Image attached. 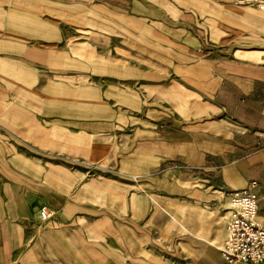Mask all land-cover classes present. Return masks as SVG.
Returning a JSON list of instances; mask_svg holds the SVG:
<instances>
[{
  "label": "crops",
  "instance_id": "obj_1",
  "mask_svg": "<svg viewBox=\"0 0 264 264\" xmlns=\"http://www.w3.org/2000/svg\"><path fill=\"white\" fill-rule=\"evenodd\" d=\"M86 1L0 0V4L8 3L10 10L5 18L0 15V99L3 93L7 96L0 100V170L9 163L10 168L14 167L9 171H16L12 162H23L22 157L27 160V155L15 152L10 146L12 140L19 139L18 130L26 134L33 131L32 109L27 103L20 107L8 95L17 91L19 71L16 49L11 46L19 44L18 37L25 39L23 42L27 44L33 36L41 35L34 29L33 20L6 18L17 19L18 15L12 11L18 6H24L31 14L45 12V8L51 7L60 14L58 7L73 6L74 10L69 12L79 19L76 14L80 6H86ZM97 2L90 8L91 13L104 11L107 14L101 16L108 20L117 10L129 12L138 19L139 26L138 33L130 35L126 25L117 28L109 25L100 41L105 38L107 43L112 31L116 30L123 35L124 44L137 46L139 60L154 63L153 68L137 69V89L112 85L107 91L116 100L107 102L111 110H107L105 124L111 125V132L116 136L120 128L124 130L119 135H122L120 155L117 153L120 172H137L143 181L145 195L141 194V200H137L132 194V203L143 210L148 197L154 213L159 211L158 206L161 210V206H167L170 214L186 222L193 232L188 234L192 241L188 251L193 256L201 253L204 257L201 264H213L212 257L218 260L214 264H219L224 259L220 248L208 241L216 243L210 239L216 238L212 233L211 215L225 218L227 224V192L256 180V193L260 198L258 216L262 220L260 224L264 225V95H261L264 86L260 84L262 78L254 75L257 71L254 65L241 59H226V47L222 42L227 24L248 29L241 25L244 21L264 28V13L227 5L221 0ZM143 25L152 30L149 33L153 38L143 35ZM248 30L251 35L257 32ZM3 41L10 43L9 48L3 47ZM2 52L9 53L1 55ZM7 60L9 65L2 62ZM116 110H121V118ZM19 120L25 122L24 127ZM55 126L59 127L56 123ZM58 129L61 135L57 137L67 139L64 130ZM7 157L10 159L3 161L2 158ZM26 164L25 161L22 168L27 167ZM195 180L202 182L201 186H196ZM6 188L10 195L8 204H3L0 197V222L8 220L7 226L0 224V264H6L26 236V231L15 221L31 214L30 205L22 202L15 188ZM43 193L53 203L60 202L50 197L46 185ZM42 206L52 211L48 205ZM61 233L62 230L50 229L45 234Z\"/></svg>",
  "mask_w": 264,
  "mask_h": 264
},
{
  "label": "rangeland",
  "instance_id": "obj_2",
  "mask_svg": "<svg viewBox=\"0 0 264 264\" xmlns=\"http://www.w3.org/2000/svg\"><path fill=\"white\" fill-rule=\"evenodd\" d=\"M221 2L264 13L254 6L229 0ZM97 3V0H88L87 7L80 6L76 14L79 19L69 12L74 10L73 6L58 7L57 12L62 15L52 7L31 14L24 6H18L12 11L18 15L17 19L6 18L33 20L34 29L41 32L40 36L27 40V44L18 37L19 44L11 46L16 49L19 71L17 91L8 95L20 107L27 103L32 109L33 131L26 134L18 130L19 139L12 140L10 146L16 150L13 151L27 155V160L22 157L23 162H12L16 171H9L14 169L9 163L0 170L3 204L7 205L10 199L6 186H12L31 211L15 221L26 231V236L6 264H201L204 258L201 253L193 256L188 251L192 241L184 228L189 229L186 222L178 218L183 227L159 206H156L159 211L154 213L148 197L143 210L132 203V194L141 200L143 181L137 172H120L117 153L120 155L122 135H119L124 130L120 128L116 136L111 132V125L105 124L110 108L107 102L116 100L107 91L112 85L137 89V69L153 68L154 63L139 60L137 46L124 44L123 35L116 30L107 43L105 38L100 41L109 25H126L130 35H136L139 26L138 19L129 12L117 10L108 20L102 17L107 14L104 11L91 13L90 8ZM8 5L0 4V15L4 18L10 11ZM241 25L257 32L251 35L248 29L227 24L222 41L226 59H241L254 65L257 69L254 75L262 78L260 84L264 86V28L244 21ZM141 27L144 36L153 38L152 30L145 25ZM9 44L3 41V47L9 48ZM2 62L9 65V60ZM1 96L0 100L7 97L4 93ZM115 112L121 118V110ZM114 116L117 117L116 113ZM20 122L24 127L25 122ZM55 123L70 140L57 137L61 134L57 132L59 127H53ZM49 129L53 130L45 132ZM76 138L79 141H73ZM25 161L27 167L22 168ZM201 183L194 181L196 186ZM45 185L50 197L60 200L58 204L45 198ZM226 196L228 207L230 192ZM155 202L164 205L156 199ZM43 204L52 211L42 220ZM211 219L216 238L210 239L222 247L227 236L226 219L212 215ZM257 221L262 223L259 216ZM0 224L7 226L8 220ZM50 229H59L62 233L45 234ZM211 260L213 264L218 261L213 257ZM222 260L219 264H225Z\"/></svg>",
  "mask_w": 264,
  "mask_h": 264
},
{
  "label": "built area",
  "instance_id": "obj_3",
  "mask_svg": "<svg viewBox=\"0 0 264 264\" xmlns=\"http://www.w3.org/2000/svg\"><path fill=\"white\" fill-rule=\"evenodd\" d=\"M229 1L264 11V0ZM257 186L258 182L251 180L243 188L230 193L227 236L220 249L226 264H264V225L257 222L260 201ZM40 215L47 219L51 215L50 210L42 206Z\"/></svg>",
  "mask_w": 264,
  "mask_h": 264
},
{
  "label": "bare ground",
  "instance_id": "obj_4",
  "mask_svg": "<svg viewBox=\"0 0 264 264\" xmlns=\"http://www.w3.org/2000/svg\"><path fill=\"white\" fill-rule=\"evenodd\" d=\"M162 207V209L167 213V214H169L175 221H178L180 224H181V221L176 217V216H174L173 217V215L172 214H170V212H169V210H167L165 207H163V206H161ZM41 219L43 220V218L41 217ZM182 225V224H181ZM183 226V225H182ZM184 227V226H183ZM185 229H186V231L188 232V233H193L191 230H189V229H187L186 227H184ZM199 237V236H198ZM201 237V236H200ZM202 239H203V237H202ZM208 241V240H207ZM210 244H212V245H216L215 244V242H210V241H208ZM216 246H218V245H216ZM220 249L223 247H220V246H218Z\"/></svg>",
  "mask_w": 264,
  "mask_h": 264
}]
</instances>
